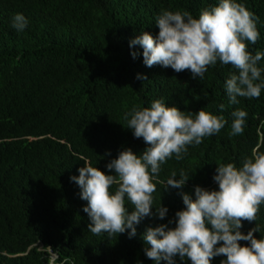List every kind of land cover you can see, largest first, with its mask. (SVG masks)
Wrapping results in <instances>:
<instances>
[{"label": "trees", "instance_id": "obj_1", "mask_svg": "<svg viewBox=\"0 0 264 264\" xmlns=\"http://www.w3.org/2000/svg\"><path fill=\"white\" fill-rule=\"evenodd\" d=\"M217 2L0 0V264H155L144 252L146 229L174 228L175 213L185 208L182 195L195 199L196 186L218 190L217 165L239 168L253 155H264V89L259 98L238 97L240 103L232 105L225 83L238 72L231 65L218 61L203 79L193 78L189 70L147 67L142 47L130 46L144 32L158 36L162 10L189 11L198 18ZM238 2L258 18L260 38L249 51L264 52V0ZM17 13L28 20L19 32L12 26ZM258 66L264 69V60ZM157 99L186 114L203 109L227 123L189 146L183 159L173 157L161 166L153 181V216L136 225L134 237L129 238L130 230L95 235L83 211L87 201L70 178L79 176L85 162L114 174L106 166L125 149L141 155L148 146L126 128L124 116ZM237 109L247 112L244 133L231 136ZM181 170L190 175L185 186L165 188L172 172L179 176ZM160 203L168 209L163 220L155 214ZM242 225L244 234L258 225L261 231L254 235L264 238V205L256 221ZM224 259L217 256L211 264ZM175 264L191 261L177 257Z\"/></svg>", "mask_w": 264, "mask_h": 264}, {"label": "clouds", "instance_id": "obj_2", "mask_svg": "<svg viewBox=\"0 0 264 264\" xmlns=\"http://www.w3.org/2000/svg\"><path fill=\"white\" fill-rule=\"evenodd\" d=\"M257 20L238 0H218L198 18L189 11L162 10L156 18L158 36L144 32L131 40L130 46L142 47L147 67H171L177 73L189 70L193 78L203 79L209 66L218 61L231 65L238 74L226 80L225 88L230 104L236 105L240 103L238 97L259 98L264 89V69L258 66L264 52L253 55L248 48L260 38ZM27 24L23 14L14 15L12 26L18 32ZM131 54L137 56L134 51ZM219 107L224 109L223 104ZM232 116L230 135H242L247 112L237 109ZM124 119L126 128L148 146L145 151L141 155L131 149L121 151L106 166L114 174L85 162L78 169L79 176L70 178L80 187L81 199L87 201L83 211L90 219L89 231L95 235L112 236L130 230L129 238L134 237L136 225L153 216V194L157 191L153 181L161 166L173 157L183 159L189 146L201 144L227 123L223 116L203 109L195 115L186 114L175 106H166L161 99L154 100L150 107L134 106ZM189 178L184 170L179 176L172 172L165 188H183ZM213 179L218 190L196 186L195 199L182 195L185 208L175 213L174 228L161 224L146 229L143 239L147 258L155 264H175L177 257L191 264H211L215 257L223 256L226 259L221 264H264V238L254 235L260 227L256 225L247 234L240 231L242 221H256L264 205V155H253L239 168L233 163L217 165ZM155 209L163 220L168 209L161 203ZM241 241L248 243L241 245Z\"/></svg>", "mask_w": 264, "mask_h": 264}]
</instances>
